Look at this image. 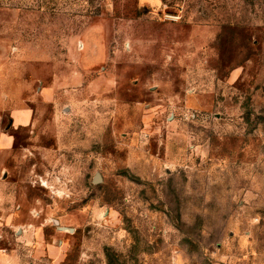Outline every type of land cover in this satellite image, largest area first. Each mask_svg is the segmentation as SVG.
Returning <instances> with one entry per match:
<instances>
[{"label":"rangeland","instance_id":"1","mask_svg":"<svg viewBox=\"0 0 264 264\" xmlns=\"http://www.w3.org/2000/svg\"><path fill=\"white\" fill-rule=\"evenodd\" d=\"M2 132L0 264H264V0H0Z\"/></svg>","mask_w":264,"mask_h":264},{"label":"crops","instance_id":"2","mask_svg":"<svg viewBox=\"0 0 264 264\" xmlns=\"http://www.w3.org/2000/svg\"><path fill=\"white\" fill-rule=\"evenodd\" d=\"M11 115V120L12 122H14L16 119H19L20 117H22L21 115L25 114V111L24 110H17V111H12L10 113ZM19 124V123H18ZM10 136L9 135H6L4 134L3 132L0 134V145L3 146V147H7V145L10 143Z\"/></svg>","mask_w":264,"mask_h":264}]
</instances>
